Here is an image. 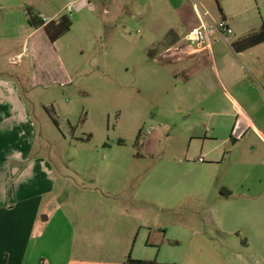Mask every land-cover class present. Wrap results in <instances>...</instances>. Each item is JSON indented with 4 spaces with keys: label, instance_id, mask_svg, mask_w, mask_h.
I'll return each instance as SVG.
<instances>
[{
    "label": "rangeland",
    "instance_id": "1",
    "mask_svg": "<svg viewBox=\"0 0 264 264\" xmlns=\"http://www.w3.org/2000/svg\"><path fill=\"white\" fill-rule=\"evenodd\" d=\"M195 1L233 30L213 62L185 39L181 56L168 50L194 22L189 0H0V81L20 88L37 122L32 158L57 180L44 214L64 209L90 247L122 254L132 242L119 235L155 228L174 239L193 231L198 246L243 237L232 223L223 237L211 210L217 187L248 189L264 169V43L230 47L264 26V0ZM27 10L67 15L71 30L54 44L38 35L29 54ZM108 225L115 236L101 233ZM239 254L251 264L252 252Z\"/></svg>",
    "mask_w": 264,
    "mask_h": 264
},
{
    "label": "crops",
    "instance_id": "2",
    "mask_svg": "<svg viewBox=\"0 0 264 264\" xmlns=\"http://www.w3.org/2000/svg\"><path fill=\"white\" fill-rule=\"evenodd\" d=\"M168 3H172V0H158V4L152 3L150 8H154V5L163 8ZM27 11V27L31 31L28 37L30 54L34 52L36 37L46 35L42 28H33L28 24ZM45 14L32 13L45 22L60 17L56 13ZM222 18L228 21L226 16ZM196 25L195 17L193 24L182 29L179 37L168 44V50L173 51L176 57L182 53L179 50L180 40H186L188 31ZM218 42L219 39L211 38L206 46L197 51L198 57L205 56L213 62L212 51ZM53 83L48 76L42 86L49 87ZM36 87L34 82L31 88ZM20 91L16 83L0 81V264H127L129 255L133 260L156 264H249L239 254L244 250L252 252L251 264H264V169L259 172L257 183L248 189H234L227 185L217 187L219 202L211 212L219 222L225 235L223 237L227 236L225 231L229 232L226 229L229 223L235 226L231 232L242 234L240 240L236 239L239 244L229 248L232 251L235 249L238 254L230 253L226 247H214L206 242L198 246L196 233L188 230L187 236L185 230L181 233V228L179 231L183 236L176 239L168 236V229L160 228L143 236L139 232L132 234V231L124 236L119 235L126 237L125 243L128 240L132 242L131 246H124L127 255L125 252L121 254L120 249L88 246L77 235L79 227L75 226L74 220L64 209L57 207L48 215L44 214L47 212L46 206H52L46 199L54 196L57 180L50 163L32 158L31 146L37 122ZM43 109L45 111L48 108ZM190 186V191L195 192L196 184ZM112 218L117 223V217L113 215ZM105 228L101 229V233L116 235L114 227L108 225ZM83 229L89 230L86 226ZM191 234H194L193 238L186 243L185 240ZM179 245H183V248H176ZM220 249L225 251L223 254H231L229 261L219 257Z\"/></svg>",
    "mask_w": 264,
    "mask_h": 264
},
{
    "label": "trees",
    "instance_id": "3",
    "mask_svg": "<svg viewBox=\"0 0 264 264\" xmlns=\"http://www.w3.org/2000/svg\"><path fill=\"white\" fill-rule=\"evenodd\" d=\"M221 12V10H220ZM28 24L33 28H42L48 41L52 44L59 38L68 33L72 27V21L67 15L60 16L57 20H51L45 22L42 18L32 15L30 11H27ZM264 43V26H261L260 30L253 31L245 34L231 43L232 50L239 54L249 48ZM50 115L51 113L47 111ZM55 125L57 121L53 120ZM127 264H156L155 262H146L133 260L130 255L126 260Z\"/></svg>",
    "mask_w": 264,
    "mask_h": 264
},
{
    "label": "built area",
    "instance_id": "4",
    "mask_svg": "<svg viewBox=\"0 0 264 264\" xmlns=\"http://www.w3.org/2000/svg\"><path fill=\"white\" fill-rule=\"evenodd\" d=\"M189 2L197 20V25L186 35V40L191 47L201 50L211 38L224 41L233 35V30L225 18L215 21L195 0H189ZM199 161L202 162L203 159L200 158Z\"/></svg>",
    "mask_w": 264,
    "mask_h": 264
}]
</instances>
